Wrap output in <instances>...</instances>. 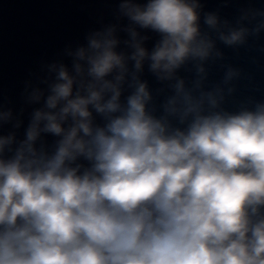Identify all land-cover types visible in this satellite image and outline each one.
<instances>
[{
    "label": "clouds",
    "instance_id": "obj_1",
    "mask_svg": "<svg viewBox=\"0 0 264 264\" xmlns=\"http://www.w3.org/2000/svg\"><path fill=\"white\" fill-rule=\"evenodd\" d=\"M262 35V7L117 0L44 63L0 104V264H264V99L226 109L231 66L208 83L218 43Z\"/></svg>",
    "mask_w": 264,
    "mask_h": 264
},
{
    "label": "water",
    "instance_id": "obj_2",
    "mask_svg": "<svg viewBox=\"0 0 264 264\" xmlns=\"http://www.w3.org/2000/svg\"><path fill=\"white\" fill-rule=\"evenodd\" d=\"M205 11H219L229 21L241 12L251 15L264 8V0H202ZM227 3V7H224ZM117 0H0V104L14 112L21 107L26 82H35L41 66L62 56L65 47L85 43L91 30L113 21ZM155 39V34L149 33ZM153 41H149L150 49ZM223 58L208 68L209 85L220 84L229 66L240 70L230 85L235 91L226 95L224 107L235 111L249 100L264 99V35L259 43L234 51L218 43ZM181 75H188L182 72ZM150 89L161 87L145 67L142 77ZM30 111V109H29ZM27 123V112L23 117ZM5 132L8 128L5 127ZM23 129H21V132ZM51 142L52 137H47Z\"/></svg>",
    "mask_w": 264,
    "mask_h": 264
}]
</instances>
